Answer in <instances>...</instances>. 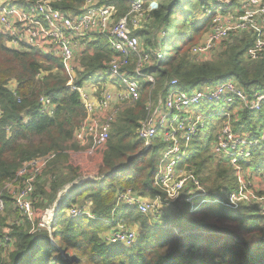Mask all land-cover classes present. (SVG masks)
Returning <instances> with one entry per match:
<instances>
[{
	"label": "trees",
	"instance_id": "obj_1",
	"mask_svg": "<svg viewBox=\"0 0 264 264\" xmlns=\"http://www.w3.org/2000/svg\"><path fill=\"white\" fill-rule=\"evenodd\" d=\"M83 1L64 0L58 9L77 11ZM101 1L114 3L119 16L130 8L128 0ZM134 1L143 2L144 7L149 3L157 5L150 14L152 30L146 34L147 43H151L158 30L164 31L166 37L173 27L172 16L187 6L190 10L184 15L181 46L170 56L168 47L163 45L164 37L160 46L162 58L146 70L156 81L153 96L163 92L165 83L173 77L186 91L226 79H234L247 94L253 89L264 90V61L243 60L251 45L249 37L225 43L210 62L195 64L191 60L189 51L208 25L207 20L199 26L190 24L196 18L193 12L200 9L203 0ZM140 35L144 37L143 32ZM111 55L105 40L98 38L93 56H82V71L69 84L70 78L59 60L35 50H10L0 35V189L14 179L24 162L55 154L43 172V176L50 174L54 180L45 185L40 177L36 182L38 199L32 221L10 227L5 218H0L1 228L7 229L5 233L15 244L12 252L0 257V264H264V217L253 206H230L221 190L232 191L237 182L232 173L228 174L231 170L222 164L217 184H213L208 196L195 198L193 206L184 197L179 198L158 222L126 205L116 207V194L127 189L143 197L164 198L153 184L163 143L155 140L146 147L134 137L137 123L144 117L149 94L146 85L137 104L118 116L106 144L95 148L82 162L77 153L69 152L79 151L72 135L85 118L76 89L93 81L96 71L105 70ZM12 82L13 90L9 87ZM41 97L50 100L51 116L41 112ZM263 124L264 106L257 112H241L233 130L252 138ZM205 127L201 139L198 137L190 144L186 162L192 164L194 175L206 182L209 179H203L200 171L213 161L212 121ZM241 166L264 171V143L253 147L250 163ZM89 173L97 174L98 179L72 185L51 232L39 230L42 213L55 201L58 192ZM227 174L232 176L228 183L224 180ZM87 201L91 203L93 219L71 220L66 216L69 208ZM4 202L9 213L10 198L5 196ZM113 210L122 214L124 222L141 229L130 248L109 246L103 239L102 233L109 229L105 221L111 218Z\"/></svg>",
	"mask_w": 264,
	"mask_h": 264
},
{
	"label": "built area",
	"instance_id": "obj_2",
	"mask_svg": "<svg viewBox=\"0 0 264 264\" xmlns=\"http://www.w3.org/2000/svg\"><path fill=\"white\" fill-rule=\"evenodd\" d=\"M63 1L0 0V35L10 50H35L59 60L70 78L69 84L82 71V56H93L98 38L105 40L112 51L105 70L96 71L93 81L76 89L85 118L74 130L72 142L79 151L83 147L85 154L106 144L118 116L137 104L143 86H147L144 117L138 121L134 137L146 147L155 140L163 143L153 184L163 192L164 198L143 197L127 189L116 194V207L126 205L158 222L179 198L184 197L193 206L195 198L208 196L201 190V181L186 158L190 144L204 132L206 123L216 119L217 128L211 130L210 156L215 163L229 168L237 181L235 190L224 191L222 195L230 206H253L264 217V192L246 186L243 174L247 168L241 166L250 163L251 149L264 143V124L252 138L233 130L241 112H257L264 106V90L253 89L247 94L234 79H226L186 91L173 77L165 83L163 92L152 97L156 81L146 70L162 58L160 46L165 33L155 31L151 43H147L140 32L147 30L151 11L157 5L149 3L144 7L141 1L128 0L129 10L119 16L116 5L108 1L84 0L77 11H62L58 6ZM202 3L196 18L190 22L199 26L208 21L206 32L189 51L195 64L212 61L225 43L243 37L251 39L243 54L244 62L264 61V0H237L234 4L230 0H203ZM9 87L13 90L15 83ZM39 106L43 114L51 116L53 107L47 97L40 98ZM54 157V153H49L24 162L14 179L0 189V218L6 219L5 196L10 198L11 208L17 214L16 219H6L8 226L32 221L38 199L36 182L40 177L45 185L54 180L50 174L43 176ZM258 175L264 176V171H258ZM97 179H78L58 192L56 202L46 208H49V223L40 219L39 230L50 233L72 185ZM90 206L89 201L72 206L66 216L71 220L93 219ZM105 223L109 227L103 236L107 245L130 248L136 242L138 234L126 227L121 213L113 210ZM3 229L0 226L1 258L12 252L15 245L8 234H2Z\"/></svg>",
	"mask_w": 264,
	"mask_h": 264
},
{
	"label": "rangeland",
	"instance_id": "obj_3",
	"mask_svg": "<svg viewBox=\"0 0 264 264\" xmlns=\"http://www.w3.org/2000/svg\"><path fill=\"white\" fill-rule=\"evenodd\" d=\"M188 12H190V10H189V8L187 6L185 8V10L183 9L182 12L180 11L176 16L174 15L171 18L173 27L168 30V32L166 34V37L163 40V45L165 44V46L168 47V50L170 52V56H173V52L175 51V49L179 48L181 46L182 39L184 38V15H185V13H188ZM198 12H199V10H198V7H197L196 11L193 12L194 16H196L198 14ZM150 29H151V24L148 26L147 30L143 31L144 37L143 36L141 37L143 40H145V41L147 40L146 34L151 32L152 29L151 30ZM149 38H150V35H149ZM152 97H154V96L152 95ZM217 125H218V121L216 119L212 120V126L213 127L210 130H212V132H214L216 130V128H217ZM202 134L203 133L200 134L199 140L201 139ZM83 150H84V148L82 147V149L80 151L74 152V150H71L70 153H77L75 155L78 156V158L81 159L80 162H82V161H84V158L86 156L92 154V153L85 154ZM252 168L256 169L255 167H252ZM219 169H220V164L218 165L217 163H215L214 160L213 161L210 160L205 165V168H202V170L200 171L201 177L203 179H205V178L207 180L209 179V181H206V182L205 181H201L200 188L203 191V193L209 194V191L212 189L213 184H217V173L220 171ZM222 169H223V167H222ZM256 170H258V169H256ZM244 172H245V174H243L244 175L243 176V181L246 184V186L247 187L250 186L252 188V190H255L258 193H263L264 192V179H263L264 176L263 175L259 176L261 178V179H259V181H260L259 184H261V185L258 186L252 181V176L250 177L251 174H248L247 170H245V169H244ZM228 174L231 175V172H229ZM228 174L225 176V179H224L227 183L230 180H232V176H229ZM81 178H89V179L93 178V179H96L97 178V174L89 173L87 175H84ZM225 190H221V194L224 193ZM233 190H235V189H233ZM56 200L57 199H55V201L52 203V205L56 202ZM48 209H46L47 211L45 210L46 212L43 213L42 218H41V222H48L49 223L48 217H49L50 213L48 212L49 211ZM4 216L6 217V219H9L10 221L13 218L16 219V217H17L16 213L12 210V208H11V211L9 213L4 211ZM124 224L126 225L127 228L135 230L137 234L140 233V231H141L140 228H135L128 222H125ZM6 231H7V229H3L2 234H4ZM105 233H102V236H104Z\"/></svg>",
	"mask_w": 264,
	"mask_h": 264
},
{
	"label": "crops",
	"instance_id": "obj_4",
	"mask_svg": "<svg viewBox=\"0 0 264 264\" xmlns=\"http://www.w3.org/2000/svg\"><path fill=\"white\" fill-rule=\"evenodd\" d=\"M69 152H71V151H69ZM258 171H259V170H256V169L252 168V166L249 167V168H247V173H248V174H251L250 177L252 176V181H253L256 185L260 186L261 184H259V183H260L259 179H261V178H260L259 175H258ZM263 179H264V178H263Z\"/></svg>",
	"mask_w": 264,
	"mask_h": 264
}]
</instances>
